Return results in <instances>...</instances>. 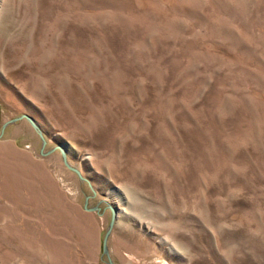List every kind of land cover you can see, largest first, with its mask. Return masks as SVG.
I'll return each mask as SVG.
<instances>
[{"label": "rangeland", "instance_id": "374dc122", "mask_svg": "<svg viewBox=\"0 0 264 264\" xmlns=\"http://www.w3.org/2000/svg\"><path fill=\"white\" fill-rule=\"evenodd\" d=\"M21 115L48 144L0 140V264H107L102 201L115 264H264V0H0Z\"/></svg>", "mask_w": 264, "mask_h": 264}, {"label": "water", "instance_id": "95a60500", "mask_svg": "<svg viewBox=\"0 0 264 264\" xmlns=\"http://www.w3.org/2000/svg\"><path fill=\"white\" fill-rule=\"evenodd\" d=\"M25 121L27 123H29L31 125V127L34 128L35 132H36V135L38 137H40V140L42 142V146H41V155L44 156V150H45V146H47L48 142H47V139L45 136H43V132L42 130L40 129V127L38 126V124L35 123L34 121V118H31L29 116H20L19 118H16V119H13L11 121H6V124L3 125L1 131H0V140L4 137V133L5 131H7V128L10 127V126H14L16 124L19 123V121ZM57 150L61 153V156H62V163H64L65 167L68 169V170H71V172H73V174H75L79 180L81 182H84V183H87L89 185V187L91 186L90 183L84 178V176H82L80 173V171L74 167H72V165L70 163L67 162L68 160V157H67V150H65L64 146H60L58 145L57 147H55L54 149H52V151H50L47 155H50V154H53L54 152H57ZM91 188V187H90ZM92 190V189H91ZM94 193L95 191L92 190ZM92 199V197H86V199L84 200V203H85V211L87 212H95L97 213L99 216H101V212L102 210L97 206V207H94V208H88V205H89V200ZM99 204H104L107 209L111 212V222H110V225L107 227V232L105 234V238H103V251H102V254H103V258L106 257L107 259V264H115L113 262V260L111 259V256L109 255L108 251H109V248H108V239L110 238L112 232H113V228L114 226H116V223H117V220H118V216H117V213H118V210L113 207L111 204H109L107 201H102L100 202Z\"/></svg>", "mask_w": 264, "mask_h": 264}]
</instances>
